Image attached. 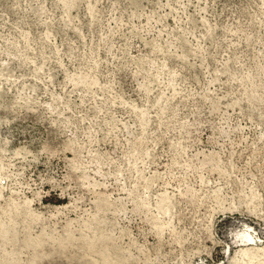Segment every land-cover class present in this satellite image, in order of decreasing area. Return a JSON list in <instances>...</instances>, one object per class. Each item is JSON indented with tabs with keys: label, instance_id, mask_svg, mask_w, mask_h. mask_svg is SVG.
<instances>
[{
	"label": "rangeland",
	"instance_id": "obj_1",
	"mask_svg": "<svg viewBox=\"0 0 264 264\" xmlns=\"http://www.w3.org/2000/svg\"><path fill=\"white\" fill-rule=\"evenodd\" d=\"M0 264H264V0H0Z\"/></svg>",
	"mask_w": 264,
	"mask_h": 264
}]
</instances>
